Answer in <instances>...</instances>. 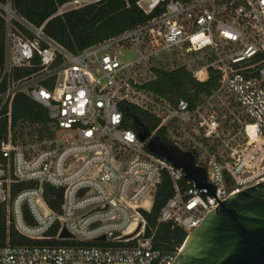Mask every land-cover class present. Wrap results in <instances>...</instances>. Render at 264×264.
<instances>
[{
    "label": "built area",
    "instance_id": "obj_1",
    "mask_svg": "<svg viewBox=\"0 0 264 264\" xmlns=\"http://www.w3.org/2000/svg\"><path fill=\"white\" fill-rule=\"evenodd\" d=\"M92 3L72 0L56 16ZM137 5L145 14L161 13L79 54L48 37L45 24L34 27L10 4L3 7L0 110L7 107L10 119L12 100L23 93L47 109L51 126L43 139L19 143L10 136L0 144V205L8 226L28 241L48 242L0 248V264H172L183 245L155 248L143 218L164 174L175 195L158 222L187 237L220 202L264 182V0ZM128 51L138 57L128 60ZM28 68L34 73L17 80V70ZM181 68L199 82L216 71L217 89L192 106L174 105L147 88L157 70ZM124 103L160 121L145 141L143 128L124 126ZM159 130L166 142L195 155L215 197L190 182L180 191L183 171L147 148ZM48 186L62 193L56 207L47 200ZM64 229L72 238H60Z\"/></svg>",
    "mask_w": 264,
    "mask_h": 264
},
{
    "label": "trees",
    "instance_id": "obj_2",
    "mask_svg": "<svg viewBox=\"0 0 264 264\" xmlns=\"http://www.w3.org/2000/svg\"><path fill=\"white\" fill-rule=\"evenodd\" d=\"M72 0H0V77L5 63L7 21L3 7L10 4L13 11L34 27L45 24L44 32L58 44L73 54H79L89 47L132 30L161 13V9L145 14L137 5L140 0H91L94 3L78 10H72L56 16L59 8ZM184 2L190 0H181ZM15 24L28 36L33 34L21 24ZM34 68L17 70L16 79L30 76ZM156 80L148 85V89L168 99L174 105L180 100L190 102L192 106L202 95L211 94L217 89L219 75L210 70L208 78L199 82L186 69L171 72L156 71ZM5 85L2 86L3 90ZM124 114V126L134 129L133 116H137L142 124L153 132L160 121L148 112L131 104L120 106ZM51 120L45 107L27 95L18 93L11 104V118L7 116V107L0 110V144L10 136L15 142L26 143L43 139L50 132ZM157 135L168 141L163 130ZM192 185L180 181V191L185 192ZM49 204L56 207L61 201L62 193L53 187H46ZM54 195L55 200L50 199ZM175 195L173 183L167 174L163 175L155 193V202L151 212H143L147 222L146 235L153 237L154 247L161 251H174L184 244L186 232L172 223H159L160 212L166 203ZM46 244L48 242L28 241L21 237L11 226H8L4 206L0 205V248L7 245ZM71 244V243H70Z\"/></svg>",
    "mask_w": 264,
    "mask_h": 264
},
{
    "label": "water",
    "instance_id": "obj_3",
    "mask_svg": "<svg viewBox=\"0 0 264 264\" xmlns=\"http://www.w3.org/2000/svg\"><path fill=\"white\" fill-rule=\"evenodd\" d=\"M134 128H143L145 141L150 131L137 116ZM148 150L181 169L184 180L204 196L215 197L216 188L208 182L206 169L198 166L192 152L182 151L159 136L153 137ZM141 227V226H140ZM60 238H72L64 229ZM100 240L104 241L105 237ZM172 264H264V182L231 195L207 215L188 236Z\"/></svg>",
    "mask_w": 264,
    "mask_h": 264
},
{
    "label": "rangeland",
    "instance_id": "obj_4",
    "mask_svg": "<svg viewBox=\"0 0 264 264\" xmlns=\"http://www.w3.org/2000/svg\"><path fill=\"white\" fill-rule=\"evenodd\" d=\"M126 56L128 60H132L138 57L135 51H128Z\"/></svg>",
    "mask_w": 264,
    "mask_h": 264
}]
</instances>
